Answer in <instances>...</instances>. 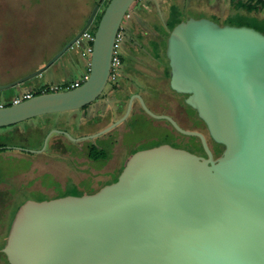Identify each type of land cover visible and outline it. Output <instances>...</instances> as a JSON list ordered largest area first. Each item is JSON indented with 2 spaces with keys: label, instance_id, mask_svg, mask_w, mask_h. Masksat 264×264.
Returning <instances> with one entry per match:
<instances>
[{
  "label": "water",
  "instance_id": "water-1",
  "mask_svg": "<svg viewBox=\"0 0 264 264\" xmlns=\"http://www.w3.org/2000/svg\"><path fill=\"white\" fill-rule=\"evenodd\" d=\"M103 1L42 67L0 90L41 75L88 29ZM134 1H107L80 86L0 108V127L95 101ZM165 56L169 87L187 96L222 154L213 160L204 138L187 132L201 138L208 158L168 145L140 150L93 194L24 202L1 249L8 264H264V34L191 17L169 32ZM45 147L46 140L31 152Z\"/></svg>",
  "mask_w": 264,
  "mask_h": 264
},
{
  "label": "rangeland",
  "instance_id": "rangeland-1",
  "mask_svg": "<svg viewBox=\"0 0 264 264\" xmlns=\"http://www.w3.org/2000/svg\"><path fill=\"white\" fill-rule=\"evenodd\" d=\"M97 1L0 0V12L8 10L9 16L12 15L16 21L14 35H21L16 31L18 20H21V17L24 16L30 22L29 34L25 32L29 38L3 40L6 47L2 50L0 48V51H3L0 52V67L16 66L17 63H21L23 58L30 60V68L26 73H31L42 67L81 29L82 24L77 23L76 19L82 16L84 9L90 14ZM107 1L102 2L103 4L88 27V31L92 34L96 31ZM210 2L221 6L223 14L220 17L207 15L209 11L214 12L207 10L205 13H193V18H207L220 26L257 27L260 25L254 16L243 11H235L229 0H211ZM1 6L9 8L3 9ZM128 14L129 17L124 20L128 26L123 42L124 46L131 48L134 44L130 38L147 31L152 36H157V44L151 45L159 48L161 53L164 52L168 32L173 29L176 22H181L183 17H187L186 11L173 0H135L129 7ZM226 14L228 15L224 17ZM257 16L264 17V9ZM83 45L84 48L88 46L86 42ZM5 50L18 51L19 53L6 54ZM22 50L25 52L24 54L20 53ZM88 59L82 58L79 50L67 49L41 75L15 87L0 90V101L9 105L10 97L19 96L25 90L36 92L43 87L63 86L65 85L63 82V73L65 72L74 80L78 79L87 70ZM108 84L109 82L107 86ZM0 85H5V82L0 81ZM160 85L162 88H166V84L161 83ZM83 111H86V108L38 116L14 125L0 127V146L38 148L39 139L33 141L27 138L24 140V136L28 133L35 135L42 127H51L46 125L48 121L51 123L50 125H59L72 131L74 115L76 116L75 122H77L83 115ZM64 142L66 143V141ZM67 151L65 147L62 152L48 151V153L37 155L14 150L0 151V189L2 190L0 191V202L8 203L10 206L6 214H0V248L4 246L7 229L9 230L8 227H10L20 205L26 201L41 202L62 197L65 189L67 191L75 190L69 180L65 184L67 178H72L78 183L86 178L87 173H92L93 170L90 167L87 168L82 160H79L78 166L73 165ZM96 178L92 183L95 189L100 185L97 184Z\"/></svg>",
  "mask_w": 264,
  "mask_h": 264
},
{
  "label": "flooded vegetation",
  "instance_id": "flooded-vegetation-1",
  "mask_svg": "<svg viewBox=\"0 0 264 264\" xmlns=\"http://www.w3.org/2000/svg\"><path fill=\"white\" fill-rule=\"evenodd\" d=\"M156 37L146 31L130 38L134 44L129 47L130 49L122 45L120 75L115 82L108 79V86L106 83L98 98L83 107L86 111H83L80 120L75 122L74 115L72 131L59 125H50L48 121L46 125L51 127H42L35 135L28 133L23 138L33 141L39 139L38 148L1 145L0 151L14 150L37 155L48 151L58 153L62 152L64 147L67 148L73 165L78 166L79 160H82L87 168L90 167L93 171L87 173L86 178L78 183L72 178H67L65 184L69 180L75 190L65 189L63 196L93 194L102 187L114 183L129 157L140 150L168 145L208 158L201 138L187 132L200 134L212 159L216 160L224 147L212 140L205 123L194 109L185 104L187 96L176 93L169 87L166 43L164 52L161 53L159 48L151 45L157 44ZM63 78L64 83L74 80L67 72L63 73ZM161 83L166 84V88H162ZM139 98L152 115L143 108ZM122 118L124 119L117 125L98 134ZM65 133L76 141L70 140ZM84 137L88 138L78 140ZM45 140L44 151L31 152L40 150ZM95 177L97 184H100L97 189L92 185ZM9 207L8 203L0 202V214H6ZM1 249L0 264H8Z\"/></svg>",
  "mask_w": 264,
  "mask_h": 264
},
{
  "label": "crops",
  "instance_id": "crops-1",
  "mask_svg": "<svg viewBox=\"0 0 264 264\" xmlns=\"http://www.w3.org/2000/svg\"><path fill=\"white\" fill-rule=\"evenodd\" d=\"M174 2L178 3L183 10L186 11V16L183 17V20L188 19L189 17H193V13H205L207 10H213L209 11L207 15H216L220 17L223 12L221 9V6L218 4H212L210 1L211 0H173ZM98 3V1H97ZM103 4V3H102ZM101 4V5H102ZM163 4V3H162ZM100 5V6H101ZM1 8H9V7H4L1 6ZM9 11L8 10H3L0 12V48L1 50L5 48L3 40H9L13 38H18V39H26L29 38V35H26L25 32H28L29 34V27H30V22L29 20H26V18L23 16L21 17V20H18V29L16 30L17 32L21 33V35H14V31L16 29L15 23L16 21L14 20L13 16H9ZM3 13V14H2ZM228 14H226L224 17H226ZM89 16V11H86L85 9L82 11V16L76 19L77 23H81L82 26L84 25L86 19ZM223 17V18H224ZM179 22V21H178ZM81 26V27H82ZM6 44V42H5ZM3 52V51H0ZM4 53L6 54H18L19 52H10L5 50ZM21 54H24L25 52L22 50L20 52ZM30 60L27 58L25 60L24 58L22 59L21 63H17L16 66H4L0 67V81L5 82V84H8L12 81H15L22 76L28 74L26 73L29 68H30ZM28 91V90H25ZM23 91V92H25ZM11 98V97H10Z\"/></svg>",
  "mask_w": 264,
  "mask_h": 264
},
{
  "label": "built area",
  "instance_id": "built-area-1",
  "mask_svg": "<svg viewBox=\"0 0 264 264\" xmlns=\"http://www.w3.org/2000/svg\"><path fill=\"white\" fill-rule=\"evenodd\" d=\"M129 17L128 11L126 15L124 16L119 29L117 31V34L115 36L114 40V46H113V52L111 57V64H110V74H109V81L115 82V80L120 75V68H121V61H122V45L125 40V36L127 33V27L124 23V20ZM94 40V34L90 33L87 30H85L81 36L74 42V44L70 47V49H76L80 51V56L82 58H89L87 63V70L80 76L78 79H75L73 81H70L68 83H65L63 86H50L48 88L43 87L42 93H49V92H58V91H64V90H71L78 86H80L87 78L88 72H89V66H90V58L92 53V43ZM86 42L88 46L84 48L83 43ZM35 95V92L31 91H25L19 96L11 97L9 100V105L18 104L24 100L30 99ZM4 102L0 101V108H4L6 106Z\"/></svg>",
  "mask_w": 264,
  "mask_h": 264
},
{
  "label": "trees",
  "instance_id": "trees-1",
  "mask_svg": "<svg viewBox=\"0 0 264 264\" xmlns=\"http://www.w3.org/2000/svg\"><path fill=\"white\" fill-rule=\"evenodd\" d=\"M229 2L235 11H243L247 14L254 16V18L259 21L260 25L251 28H254L255 30L264 34V17L257 16L260 11L264 9V2L260 0H229ZM177 23L179 22H176L174 25H176ZM39 94H42V88H39V90L35 92V95Z\"/></svg>",
  "mask_w": 264,
  "mask_h": 264
}]
</instances>
